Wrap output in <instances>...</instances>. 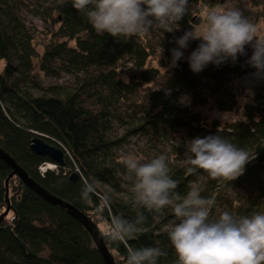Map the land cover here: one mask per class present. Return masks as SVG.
I'll list each match as a JSON object with an SVG mask.
<instances>
[{
    "label": "trees",
    "instance_id": "trees-1",
    "mask_svg": "<svg viewBox=\"0 0 264 264\" xmlns=\"http://www.w3.org/2000/svg\"><path fill=\"white\" fill-rule=\"evenodd\" d=\"M24 11L51 27L40 32V41ZM193 19L188 4L178 29L191 30ZM152 28L157 40L145 32L116 39L98 35L71 0H0V148L49 192L92 216L97 226L110 224L113 215L134 220L143 214L141 230L126 245L105 239L110 251L123 258L122 264H127L128 247H158L164 254L156 264H177L168 237L176 221L171 207L157 213L132 205L133 185L126 179L123 158L115 153L129 135L147 140L144 162L161 154L169 157L168 175L177 182L174 196L183 199L191 186L201 188V197L213 202L210 220L216 204L237 217L264 210L259 207L264 200V85L251 88L250 101L236 119L206 121L193 109L207 101L199 95L203 85H227L229 78L249 70L248 58L238 55L235 62L209 63L194 73L187 59L191 53H183L173 66L176 39L171 32ZM41 33L49 38L42 40ZM199 43L195 40L193 50ZM62 74L69 81L58 82ZM39 75L57 82H44ZM140 91L142 98L135 100ZM87 95L97 99V110L84 106ZM214 105L225 112L240 108L230 88ZM125 110L123 134L116 136L112 124L122 121ZM36 134L63 151L64 164L56 163V171L40 173L39 165L50 159L32 151ZM216 134L254 157L233 181L213 180L203 170L187 171L185 142ZM10 172L0 158V207ZM72 172L77 175L74 181L69 179ZM85 183L94 186L87 198L82 196ZM242 186L249 193L227 194ZM8 189L13 213L9 222H0V264H104L88 231L60 205L45 201L15 176L8 179Z\"/></svg>",
    "mask_w": 264,
    "mask_h": 264
},
{
    "label": "clouds",
    "instance_id": "clouds-1",
    "mask_svg": "<svg viewBox=\"0 0 264 264\" xmlns=\"http://www.w3.org/2000/svg\"><path fill=\"white\" fill-rule=\"evenodd\" d=\"M72 7L86 17L98 35L132 38L156 26L173 32L187 14L188 0H71ZM191 40H199L198 47L187 57L194 73L209 63L220 65L238 55L245 46L253 51L247 63L264 73V37L257 35L255 25L238 10L209 9L202 23L176 39L178 48L171 50L172 65L183 57L181 49ZM219 131V129H218ZM185 164L189 174L203 170L213 180L233 181L242 175L246 164L253 159L248 151L236 147L222 136L208 135L185 142ZM127 170L126 179L133 185V207L148 212H161L171 207L176 218L168 231L177 264H264V214L237 217L227 211L210 220L212 201L201 197V188L193 185L183 199L174 196L177 182L169 175L171 160L159 155L141 162L132 155L120 161ZM94 186L85 183L82 196L87 198ZM143 214L134 220L113 215L102 238L119 245L141 230ZM158 247L127 249V264H156L163 255Z\"/></svg>",
    "mask_w": 264,
    "mask_h": 264
},
{
    "label": "rangeland",
    "instance_id": "rangeland-1",
    "mask_svg": "<svg viewBox=\"0 0 264 264\" xmlns=\"http://www.w3.org/2000/svg\"><path fill=\"white\" fill-rule=\"evenodd\" d=\"M207 2H212L216 4L213 7H208ZM190 10H191V15L194 17L192 24L193 26L199 25L202 23V18L205 15V13L209 9H217V10H238L244 18H246L250 23L255 25L257 29V35L264 37V0H191L189 3ZM31 13V12H30ZM27 11L22 12V15L25 16V19L27 21V24L29 26H32L36 30V36L38 38V41H40V32L44 30H51V27L48 26V23L45 22V19H41L40 17L33 16V14H30ZM197 21V22H196ZM196 22V23H194ZM148 36L152 38V40H157V35L158 32L156 28H151L148 31L145 32ZM172 36L177 39L178 37L182 36L184 34V31L181 29H176L175 31L171 32ZM44 37L42 40L46 41L49 38V35H45L41 33ZM195 43V40H191L189 42V45L185 49H181V51L184 54H190L191 51L193 50L194 46L193 44ZM252 47L251 45H246L245 46V53L244 56L249 59V57L252 55ZM40 80L44 82H57L54 78H44L42 75H39ZM69 81L68 76L66 74H62L61 79L58 80V82H67ZM203 85L201 87V90L199 92V95L201 98L204 100L206 99V103L202 105H194L193 109L195 112L199 113L200 116L205 119L206 121H210L213 118H218L222 122L226 120H232L236 119L240 116V109L241 106H243L244 103H248L250 101V96L252 93L251 88L255 86H260L264 85V73H261L260 75L256 74V69L254 67H250L249 70L242 74L239 77L236 78H229L227 85L222 84V86L218 87L216 85ZM226 88H230L233 90L234 94L237 97V101L239 103L240 108L238 110H232L229 112L221 111L218 110L217 107L214 105L218 98L221 97V99L224 97L225 90ZM144 91V90H143ZM143 91L135 93V97H133L135 100H140L143 96ZM145 98V97H144ZM186 102H188V98L185 96ZM83 104L85 107L92 109V110H97L98 105H97V99L94 97L90 96H83L82 98ZM131 107V106H129ZM133 110V108H131ZM130 114V111H129ZM128 114V116H129ZM120 117L122 121L115 120L114 123L112 124L113 127V132H116V136H120L123 134V127L124 123L127 122V112L126 110L122 113H120ZM183 136L186 138L188 135L186 133H183ZM147 140L141 136V135H134V136H127L124 141H121L119 147L116 148V154L124 158L125 156L132 155L139 159L142 163L143 157L146 155L147 150ZM152 151V150H151ZM153 152V151H152ZM151 156V154H147ZM247 186H242V188L236 187V188H231L228 191L229 196H235L236 194H247L248 192ZM10 194V192H9ZM259 203V202H258ZM260 208H264V200H261L260 203ZM213 214L212 218L213 219H218L219 215L227 211V208L222 205V204H216L213 207ZM4 210V207H0V213H2ZM257 214H264V210L260 211ZM11 217V211L8 210L7 214L4 216L5 222H9ZM101 221V220H99ZM109 223L106 221H102L99 223L98 228L102 231H107L109 227ZM114 256H116V252H112ZM115 253V254H114Z\"/></svg>",
    "mask_w": 264,
    "mask_h": 264
},
{
    "label": "water",
    "instance_id": "water-1",
    "mask_svg": "<svg viewBox=\"0 0 264 264\" xmlns=\"http://www.w3.org/2000/svg\"><path fill=\"white\" fill-rule=\"evenodd\" d=\"M191 0H188V4ZM30 147L32 151L37 155H46L50 161L57 163L58 165L64 164V153L63 151L48 142H46L40 135L36 134L32 137L30 142ZM0 158L6 162L11 167V172L8 174L4 181L5 186V199H4V210L0 213V222H3L4 216L7 214L8 210L13 213L12 206L9 200V189H8V179L15 176L26 184L32 191L41 196L45 201L60 205L68 214L75 218L90 234L97 250L104 264H122L123 258L114 256L110 251L105 238H102L101 230L98 228L95 220L92 216L84 214L79 211L72 204L68 203L64 199L57 197L56 195L49 192L43 186H41L37 181H35L28 173L16 163L11 155H9L5 150L0 148ZM77 178L75 172L69 175V179L74 181Z\"/></svg>",
    "mask_w": 264,
    "mask_h": 264
},
{
    "label": "built area",
    "instance_id": "built-area-1",
    "mask_svg": "<svg viewBox=\"0 0 264 264\" xmlns=\"http://www.w3.org/2000/svg\"><path fill=\"white\" fill-rule=\"evenodd\" d=\"M57 165L54 162L47 161L39 165V170L41 174H44L46 171H56Z\"/></svg>",
    "mask_w": 264,
    "mask_h": 264
}]
</instances>
